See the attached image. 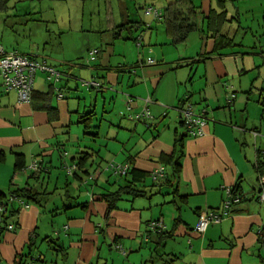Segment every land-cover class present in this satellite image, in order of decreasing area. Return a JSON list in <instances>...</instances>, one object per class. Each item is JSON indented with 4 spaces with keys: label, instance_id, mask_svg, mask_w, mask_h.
<instances>
[{
    "label": "crops",
    "instance_id": "1",
    "mask_svg": "<svg viewBox=\"0 0 264 264\" xmlns=\"http://www.w3.org/2000/svg\"><path fill=\"white\" fill-rule=\"evenodd\" d=\"M36 1L43 7L30 6ZM174 1L8 0L6 11L28 7L30 15L53 7L32 17L45 27L42 52H22L61 76L53 83L37 71L31 102L0 90V195L26 186L35 193L28 207L12 202L17 227L0 238V264H264L256 169L264 155V0H192L198 27L176 44L163 21ZM185 101L205 111L203 136L187 133ZM145 108L152 116L138 118ZM92 109L93 118H80ZM85 152L88 164L70 174ZM170 156L179 158L178 173ZM111 162L148 174L164 166L169 179L153 185L148 176L147 195L125 196L107 215L101 195L120 178ZM236 184L244 201L195 232L200 214L219 211ZM160 218L166 235H149L148 223Z\"/></svg>",
    "mask_w": 264,
    "mask_h": 264
},
{
    "label": "trees",
    "instance_id": "2",
    "mask_svg": "<svg viewBox=\"0 0 264 264\" xmlns=\"http://www.w3.org/2000/svg\"><path fill=\"white\" fill-rule=\"evenodd\" d=\"M7 4H8V0H0V8L1 9H4V10L8 9ZM200 14H201L200 9L194 5L192 0H175L174 2H171L170 4H168L165 7V13L163 15V21L165 23L166 31L171 36V39H172L174 44L185 40L188 33L198 27L197 20H198V16ZM212 18H213V15L210 14V21H212ZM93 51H95L94 53H96V50H93ZM93 51H91V54H94V53H92ZM22 54H24V53H22ZM25 55L31 57L32 59L38 60L33 55H30V54H25ZM38 61H40V60H38ZM41 61H43V60H41ZM50 80L55 81L54 79H50ZM56 82L57 81H55V83ZM85 84H87V86H89L88 88H90V89L96 88V86H94L96 84L95 82H86ZM96 85H99V84H96ZM44 96H45L44 98L46 100H48V93H45ZM34 97H35V93L33 91L32 100ZM187 102H189V101H185V103H183V105L180 107V109L183 108ZM263 104H264V100H263ZM93 116H95V110L94 109H92L89 112H85L80 118L83 120H86L88 117L93 118ZM182 122H183V120H182ZM183 124H184V122H183ZM176 142H177V144H181L182 143V137H178ZM62 152L64 155L66 154V151H62ZM89 154L90 153H88V152L82 153L80 158L78 159V161L71 164L68 167V172H69V168L72 165H76L77 168L75 170H73L71 173L69 172L70 174H73L74 172L83 169L88 164ZM260 157L261 158L258 159V163L256 164V169L259 172V180H260V185H259L260 188H259L258 193H257V198L261 192V189L263 188L261 177H262V175H264V155L261 154ZM4 158H5V151L0 149V161H2ZM167 162H168V164L172 165L173 171L175 173L179 172L180 166H181V164L179 162V158H177V157L174 158L173 156H170L168 158ZM126 164H129V163H126ZM16 166L18 169H23L25 167V163H23V161L20 159V155H18V157H17ZM38 167H39V164H38ZM86 172H88V169L86 170ZM152 173H153V171L150 174H148L145 171H142V170H139L136 168H131L130 164H129L128 172L125 175H118L120 178L115 183H113V184L119 183L118 187L113 189V190H108V191L102 193V195H101L102 198L107 203V215H109L114 209H117L118 203L121 200H123V198L125 196L130 195L131 197H138V196L147 195L148 191H146L143 188V185H144V182L148 176H149V178L152 179L153 185L154 184L155 185H160V184L162 185V183L165 180L169 179V178H167L166 169H165V176L161 179L162 180L161 182L154 181V179L152 177L153 176ZM89 178L90 179L94 178V175L89 174ZM229 189L232 192L231 195L239 196V201L234 202L232 204V207H231V209H232L235 206L240 205L244 201L245 193L242 191L240 185H238V184L234 185L233 187H230ZM149 193H151V192H149ZM34 194L35 193L32 190V188H29L26 186V187H22V188L20 187V188L13 190L11 192L10 196H8L7 198L2 197V195H0V238H2V235L6 231L14 230L17 227V224L12 223L13 222L12 218L19 212L20 209L17 208L14 205V203H12V202H18V203H20L21 206L30 205L29 199L33 198ZM228 195H229V193H227V196L223 200V204H224V201L228 198ZM223 204H222V207L220 208L219 211L217 209H209V210H216L219 213H222L223 212ZM231 209L229 211V214L231 212ZM11 225L13 226L12 228H10ZM195 227H196V225H195ZM195 227H194V231L197 232L195 230ZM203 233H199V234H203ZM259 234H260V239H259L260 242L264 243V227H262L260 229ZM152 235L159 237V238L160 237L162 238L166 235L165 229L161 232H158V233H152Z\"/></svg>",
    "mask_w": 264,
    "mask_h": 264
},
{
    "label": "built area",
    "instance_id": "3",
    "mask_svg": "<svg viewBox=\"0 0 264 264\" xmlns=\"http://www.w3.org/2000/svg\"><path fill=\"white\" fill-rule=\"evenodd\" d=\"M148 11L154 12L157 16L159 15L158 10L152 7L148 8ZM93 51L92 53H94ZM155 62L154 59H149L148 63ZM37 71H43L48 75L49 79H54L58 81L60 79L61 73L49 65L45 60L38 61L32 59L31 57L20 53L17 50L7 51L2 45H0V76L2 81L0 86L4 91L15 90L18 94L19 100L22 102H31L32 93L34 91V79ZM235 95L232 94L229 98V101H232V97ZM182 120L187 129V133L191 136H203L206 134V125H207V116L205 111H202L199 114L194 113L192 104L187 102L183 108L180 109ZM152 116L151 111L148 108H145L142 112L137 114L138 118H150ZM257 134V133H256ZM32 169H38V164L34 162L31 165ZM77 168L76 165H72L69 168L71 173ZM109 170L113 171L117 175H125L128 172L129 164H120L111 162L108 167ZM152 177L154 181L161 182L162 178L165 176V167L160 166L156 168ZM262 189L258 196L260 202H264V175L261 177ZM229 193L228 198L224 201L223 212L219 213L216 210H206L203 211L199 220L196 224L195 230L198 233H203L208 225L212 222L219 223L224 217L229 214V211L234 202L239 201V196L231 195L232 192L230 189L227 190ZM28 207L29 205H25ZM13 226L11 225L10 228ZM165 223L163 219H154L148 223V234L158 233L165 229ZM121 248V246H119Z\"/></svg>",
    "mask_w": 264,
    "mask_h": 264
},
{
    "label": "rangeland",
    "instance_id": "4",
    "mask_svg": "<svg viewBox=\"0 0 264 264\" xmlns=\"http://www.w3.org/2000/svg\"><path fill=\"white\" fill-rule=\"evenodd\" d=\"M10 5H12V3ZM30 6H37L39 8L42 5L40 4V2L37 3L36 1L35 4L33 3ZM32 10L27 7L25 11H22L21 6L17 7V9L13 8L7 11L0 10V43L2 44V46L6 48L7 51L18 50L19 52L24 53V52H27L28 50L33 49V52H35L37 51V48H39L38 50L42 52L44 41H43V37L41 34L44 33L45 27L43 24L39 25L40 22L34 21L32 17L39 18L43 14L53 13L54 10H53V7L46 6L45 8H43L44 11H40L41 9H39L38 13L31 14V15L25 14V12L32 11ZM2 21H4L5 23H2ZM2 26L5 27V30H4V33L1 34ZM29 34H31L32 36L30 37L31 39L28 37ZM25 36H27V38H25ZM80 45L81 44H79L78 46ZM131 45H134L137 48L135 43H131ZM70 49L71 48H69V50ZM75 51L76 50L74 49V54H77L75 53ZM84 59L87 60L86 55H82L81 58L78 59V62H82ZM1 81H2V77L0 76V82ZM52 82L55 83V81H52ZM47 85H49L48 82H47ZM0 90H3L2 86H0ZM111 106L113 107V104H111ZM121 109L124 111L125 107L123 105L120 107L119 105L117 110L121 111Z\"/></svg>",
    "mask_w": 264,
    "mask_h": 264
}]
</instances>
